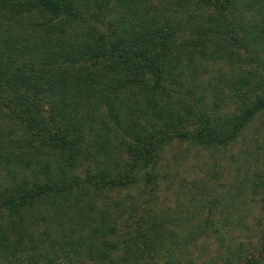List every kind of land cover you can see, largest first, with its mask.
<instances>
[{
    "label": "trees",
    "instance_id": "1",
    "mask_svg": "<svg viewBox=\"0 0 264 264\" xmlns=\"http://www.w3.org/2000/svg\"><path fill=\"white\" fill-rule=\"evenodd\" d=\"M85 56L92 68L69 63ZM258 117L264 0H0V264H264V220L204 259L198 238L231 222L216 200L203 217L156 208L166 145L218 149ZM126 189L137 193L113 198Z\"/></svg>",
    "mask_w": 264,
    "mask_h": 264
},
{
    "label": "rangeland",
    "instance_id": "2",
    "mask_svg": "<svg viewBox=\"0 0 264 264\" xmlns=\"http://www.w3.org/2000/svg\"><path fill=\"white\" fill-rule=\"evenodd\" d=\"M4 15L7 16L9 13ZM106 16V20L104 19L100 23L102 30L108 28L113 14L106 13ZM37 22L38 19L34 17L23 19V23H25L23 31H26L22 35L24 38L29 39L30 37V23ZM185 33L187 32H181L175 36L176 44L186 38ZM105 48L106 53H110L108 44ZM93 61L90 57L85 56L83 59L69 63L80 68H92ZM223 65V62L211 63L204 76L219 71ZM35 101L43 117L50 118L53 110H51L48 99L36 94ZM233 106V102L226 103L222 112L230 111ZM156 166L159 170L168 173V179L162 182L164 187L159 191L157 209L165 208L168 205L174 207L179 203L184 205L185 211L192 212L195 207L200 205L199 215L203 217L209 211L208 206H211L206 201L215 199L218 206L211 210L212 214L216 217L221 216L222 219L226 214V218L231 221L229 226L222 225L219 231L212 230L208 234H203L198 238L199 240L197 239L191 253L195 258L198 257V254L204 259H213L217 253L223 255L224 251L220 250V246L224 242L231 245L237 241L247 243L262 228L264 183L256 189V194H252L249 189L251 185L255 187L256 183H259L260 178L257 177V173H261V179L264 181V119L262 117L255 119L234 143L218 149H203L188 143L172 142L163 148ZM132 193L136 194L137 192L129 189L117 190L112 192V196L115 199H123ZM232 198L235 199L232 201ZM227 201L231 207L230 211L221 206ZM105 203L111 204L110 201H105ZM45 208L40 213L47 212L48 208ZM49 217L51 219L47 220V224L44 221H38L39 226H55L54 215H49ZM218 222L215 223V226Z\"/></svg>",
    "mask_w": 264,
    "mask_h": 264
}]
</instances>
